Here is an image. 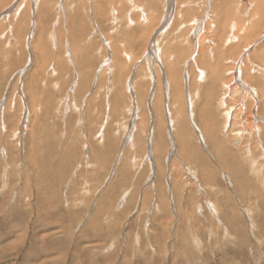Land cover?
<instances>
[{
    "label": "rangeland",
    "instance_id": "rangeland-1",
    "mask_svg": "<svg viewBox=\"0 0 264 264\" xmlns=\"http://www.w3.org/2000/svg\"><path fill=\"white\" fill-rule=\"evenodd\" d=\"M244 2L0 0V264H264V131L198 118L238 59L264 88Z\"/></svg>",
    "mask_w": 264,
    "mask_h": 264
},
{
    "label": "bare ground",
    "instance_id": "bare-ground-1",
    "mask_svg": "<svg viewBox=\"0 0 264 264\" xmlns=\"http://www.w3.org/2000/svg\"><path fill=\"white\" fill-rule=\"evenodd\" d=\"M34 2L36 4L37 3V0H34ZM245 2H246L247 7L252 6L251 9L252 8L254 9L251 12L253 16L259 14V12H260L259 11L260 10L259 9L260 8L259 6H261V5L264 4V0H245ZM251 9H249L248 11H250ZM246 11H247V9H246ZM165 22H166V20H165ZM192 23H195V22L193 21ZM232 23L229 26L232 31H230V34L228 33L229 34V37L228 38H230V39H228L227 41H233V40H236L238 38V36L237 35L235 36L234 33L239 30V27L238 26H240V25H238V23L235 22V21L232 22ZM207 26L208 25H206V27ZM251 29L252 28L247 29V33L248 34L245 33L246 30H243L241 34H243L244 36H245V34L249 35V32H250ZM200 34H201V31L198 32V36H200ZM205 38L206 37L203 38L202 42L205 41ZM158 42L159 41H157V43ZM160 46L161 45L158 43V47H160ZM249 46H251V45H249ZM249 46H247V47H249ZM263 47H264V44H263V46L262 45L260 46V50ZM203 48H204V45L202 43V49ZM263 51H264V49H263ZM263 51H262V53L264 54ZM161 56H162V52H161ZM241 60L242 59H240V60L238 59L237 61H234V66H230V67L224 69V74L226 75L225 77H227V78L223 77V79L221 81V91L222 92H221V94L218 97V105H217L218 111H219V113L221 114V117H222V120H221L222 124L220 125L221 128L220 127H217V124L216 123L213 124V121H210V118L208 119L207 115L205 114V112H206V108L205 107L204 108H201V109L198 108V110H199L198 113H200V117H198V118H199V121L201 120V122H202V125H203L202 126V131H204L205 135H207L208 138H212L214 135L215 136H220V135H223L224 136V141H222L223 140V138H222L221 141L219 142V144L218 145H215V147L217 149H219V150H220V148L224 150L225 147H228L230 145V143H233V141H234V139L236 137L237 138L239 137V138L242 139V136H244V138H249L252 135V137L255 140L253 138L251 140H253L254 143H256V141L258 139L257 136H258L259 132L264 131V126H261L260 125V122H259V119H258L259 116L255 112V110L257 109L258 106H257V104H254V101L258 98V95L259 96H262V97L264 96V88L263 89H259V90L257 89V86H258L257 83H259V82L257 81V83H256V80L254 82L253 81L254 79H251L248 76L247 70L249 68L246 69L244 67V65H243V62L244 61L242 62V64H240L241 63ZM154 63H156L155 60H154V62H152L153 67H154ZM237 65H239L238 68H237ZM154 70H155V68H154ZM262 70H264V68H262ZM195 74L196 75L194 77L197 78V81H201V82L204 81V78H205V72L204 71H201L200 72V76L199 77H198L197 73H195ZM214 77H215L214 80L217 81L216 76H214ZM169 81L173 85V91H175V92H176V90L182 91V88H180V87H178V85H176L175 79H173L172 76L169 78ZM215 81L212 82L213 83V88H214ZM170 82H169V87H170ZM194 84L195 83L192 80V85H194ZM173 91H171L169 93L170 96H172ZM176 93H178V92H176ZM181 94L182 95L179 97V104L178 105H176L175 102L172 101V105L177 107L176 109L174 108V111H176V114H178V115H180V111L182 110V103L181 102L184 99L183 92ZM210 95H211V93H209V96ZM157 96H158V94H157ZM189 97H190V99H189L190 101L189 102L192 105H194L193 104V100H192V99H194V95L191 96L190 93H189ZM149 100H150V98H149ZM190 110H192V109H190ZM171 121H172V119H171ZM174 122H175V119H174ZM191 122H190V124H191ZM179 135H182V134H179ZM258 141H259V139H258ZM223 146H225V147L222 148ZM228 148H226L225 151H228ZM222 162H224L226 164V166H227L228 161H225V160L223 161L222 160ZM229 168L231 169V171L233 170V167L232 166H229Z\"/></svg>",
    "mask_w": 264,
    "mask_h": 264
}]
</instances>
